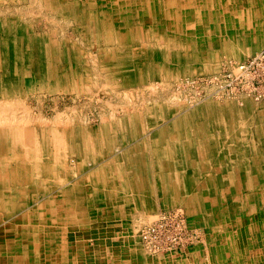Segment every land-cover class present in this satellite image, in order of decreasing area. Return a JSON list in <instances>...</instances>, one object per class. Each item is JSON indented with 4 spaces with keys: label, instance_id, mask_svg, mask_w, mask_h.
Returning <instances> with one entry per match:
<instances>
[{
    "label": "rangeland",
    "instance_id": "obj_1",
    "mask_svg": "<svg viewBox=\"0 0 264 264\" xmlns=\"http://www.w3.org/2000/svg\"><path fill=\"white\" fill-rule=\"evenodd\" d=\"M263 10L264 0H0V196L19 185L12 134L24 129L36 134L45 151L46 135L64 134L67 165H77L79 174L121 162L123 170L143 174L137 186L144 178L147 187L155 185L148 180L156 172L166 183L168 174L164 164L157 165V156L174 163L184 184L199 183L207 172L204 160L215 162L213 177L203 180L212 200L207 211L217 201L235 221L233 203L241 193H236L234 174L220 184L219 155L264 162V135L255 131L264 121V59L247 72L234 71L264 53ZM199 40L201 56L195 48ZM225 109L230 117L222 115ZM194 141L195 148L183 146ZM255 183L245 191L264 192L263 184ZM14 191L10 196L19 203L32 204L30 188ZM166 194L154 211L164 216L157 225L165 226L162 239L171 246L168 262L236 264L232 258L245 263L244 229H232L228 222L226 233L237 236V242L230 239L232 254L226 261L219 240L203 227L183 225L176 209L185 215L187 210ZM7 218L0 214V224ZM134 219L128 228L103 227L115 232L106 239L110 251L112 244L124 242L127 231L146 252L140 231L148 222ZM213 220L212 225H220L216 214ZM218 228L217 237L223 233ZM197 232L200 241L187 247L197 241ZM130 258L127 264H143Z\"/></svg>",
    "mask_w": 264,
    "mask_h": 264
},
{
    "label": "bare ground",
    "instance_id": "obj_2",
    "mask_svg": "<svg viewBox=\"0 0 264 264\" xmlns=\"http://www.w3.org/2000/svg\"><path fill=\"white\" fill-rule=\"evenodd\" d=\"M102 21L109 23L106 17L102 18ZM202 44L201 40L197 42L195 47L197 56L202 54ZM243 69L239 64L235 66L234 71L238 73ZM228 109H225L227 114L222 115L230 117ZM219 119L223 125L221 117ZM257 130L260 131L259 135L261 133L264 135V121L255 129ZM248 134V141H253V135L250 132ZM45 137L46 151L32 131L21 129L15 130L12 134L14 146L12 158L16 164L14 176L19 185L7 190L9 196H0V214L8 215L7 219H3L4 223L0 224V264H127L131 263L129 262L131 255L134 257L132 262H137L139 258L143 264H148L147 262L153 260L155 263L149 264H176L168 262L171 258L165 256L171 246L166 245L162 239L165 226L157 224L164 216L155 213L151 197H148L151 190L154 192L156 190L162 198L168 196L166 194L168 191L171 195L169 197L174 200L178 199L187 210L185 215L186 212L184 213L182 209H176L184 216L183 225H186L189 230L192 227H203L208 231L211 239L219 240L218 244L225 252L223 255L226 261L229 259L227 257L232 254L230 239L234 240V243L237 242L235 241L237 236L230 237V234L226 233V229L230 228L227 226L228 222H231L232 229L240 226L239 228L245 231V245L249 246L243 257L244 264H258L260 261L264 264V192H260L263 190L257 191L255 187L252 192L245 191L250 184L255 185L256 181L262 183L264 188V162H257L259 158L255 161L246 155L241 160L233 161L232 157L227 154L219 155L220 161H224L218 163L223 173L218 176L220 184L224 186L223 180L231 178L230 175L234 174L236 193L237 195L242 194L234 200L236 220L231 221L228 219L227 210L217 201L212 205L211 212L207 211V201L212 200L208 195L210 188L203 186V180L207 181L208 178L213 177L215 162L204 160L203 166L207 172L201 176L199 183L184 184L183 181L177 179L174 163L168 161L165 164L167 160L164 157L162 160L160 156H157V165H165V172L168 174L167 184L163 183V176L156 172L155 179L148 180L155 182L153 187L146 186L145 178L141 182L143 185L137 186L139 181L136 178L143 177V174L138 173V177L133 171L123 170L121 162H119L120 167L117 163L116 168H106V165L101 164L79 174L77 165L75 167L67 165L68 156L64 134L52 133ZM183 146L195 148L197 143L194 141L189 145L185 143ZM219 147L221 149L224 145ZM235 149H238L237 145ZM244 149L249 150V147L245 146ZM262 149L264 151V148ZM7 177L8 175L5 178ZM8 181L7 179L6 182L9 184ZM232 183L234 185V182ZM53 187L55 189L52 190ZM197 187L200 188L199 191ZM15 188H17L16 192L24 191L25 193L27 188H30L29 198L32 199L30 206H24L17 201L15 196H10L15 194ZM219 205L221 211L217 212ZM130 209L134 210L133 215L129 213ZM215 214L220 225H212ZM187 215L194 220L193 225H189ZM136 216L139 217V222H148L140 231V238L146 252L140 250V247L130 240L132 237H129L126 231V234L122 235L123 244L112 249L108 254L105 243L106 239L113 234V230L109 229L112 232L106 231L105 229L108 228L103 227L126 219L129 222L122 226L128 228ZM201 223L202 225H199ZM217 227L219 231L223 230L218 237ZM83 232L90 234L82 235ZM167 237H173V235ZM199 241L197 232V241H189L187 247L191 248ZM186 243L184 242V245ZM91 245L94 247L93 252L89 248ZM236 246L239 245L236 244ZM236 253L238 252H234ZM149 255L159 259L149 258ZM230 259L240 264V261H236L237 259Z\"/></svg>",
    "mask_w": 264,
    "mask_h": 264
},
{
    "label": "crops",
    "instance_id": "obj_3",
    "mask_svg": "<svg viewBox=\"0 0 264 264\" xmlns=\"http://www.w3.org/2000/svg\"><path fill=\"white\" fill-rule=\"evenodd\" d=\"M153 187V186H152ZM153 194H157L156 193V190H155V193H153V190H151V192H150V194L148 193V197H151V202H152V204H153V208H155V206L158 204V202H157V200H159V199H161V196L159 197V194L158 195H155V197L153 196ZM161 202H162V200H161ZM163 204V203H162ZM129 213L130 214H134V210H131L130 209V211H129ZM127 222H129V220H126V219H123L122 221H120V222H118L117 223V225H125V223H127ZM111 224H113V223H111ZM127 225V224H126ZM64 226V225H63ZM112 232V231H111ZM90 233L89 232H83V234L82 235H89ZM112 234V233H111ZM115 234V232L113 231V234L111 235V237L113 236ZM110 237V238H111ZM106 244V252H111L110 251V248H108V245H107V243H105ZM123 244V243H122ZM121 244V245H122ZM112 249H114V248H117V246L115 245V244H112ZM90 251L91 252H93V249H94V247H93V245H91L90 247Z\"/></svg>",
    "mask_w": 264,
    "mask_h": 264
},
{
    "label": "built area",
    "instance_id": "obj_4",
    "mask_svg": "<svg viewBox=\"0 0 264 264\" xmlns=\"http://www.w3.org/2000/svg\"><path fill=\"white\" fill-rule=\"evenodd\" d=\"M259 59V62L260 61H262L263 59H264V53H263V55L261 56V57H258V58H256V59H250L249 61H247V62H244V64L242 65V67L243 68H245L244 70H245V72H247V70L250 68V67H252V66H254L255 64H256V62H257V60ZM258 62V63H259Z\"/></svg>",
    "mask_w": 264,
    "mask_h": 264
}]
</instances>
